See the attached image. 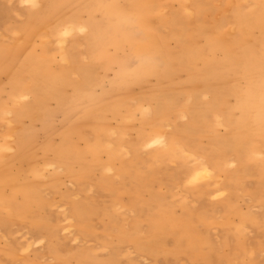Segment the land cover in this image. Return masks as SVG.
<instances>
[{"label": "rangeland", "instance_id": "rangeland-1", "mask_svg": "<svg viewBox=\"0 0 264 264\" xmlns=\"http://www.w3.org/2000/svg\"><path fill=\"white\" fill-rule=\"evenodd\" d=\"M0 264H264V0H0Z\"/></svg>", "mask_w": 264, "mask_h": 264}, {"label": "bare ground", "instance_id": "bare-ground-1", "mask_svg": "<svg viewBox=\"0 0 264 264\" xmlns=\"http://www.w3.org/2000/svg\"><path fill=\"white\" fill-rule=\"evenodd\" d=\"M47 8H48V6H47ZM90 27H91V26H90ZM93 27H94V26H93ZM96 27H97V26H96ZM98 27H99V26H98ZM148 29H149V28H148ZM97 33H98V32H97ZM95 37H96V36H95ZM91 38H92V37H91ZM94 39H95V38H94ZM91 41H92V40H91ZM86 42H87V41H86ZM92 42H94V41H92ZM92 42H91V43H92ZM88 43H89V42H88ZM89 47H90V46H89ZM92 49H93V48H92ZM253 53H254V52H253ZM253 53H252V54H253ZM252 57H253V56H252Z\"/></svg>", "mask_w": 264, "mask_h": 264}]
</instances>
